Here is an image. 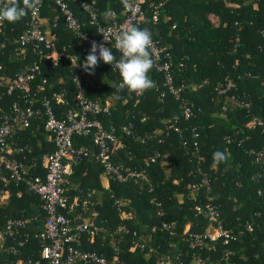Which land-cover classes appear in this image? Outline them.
<instances>
[{
    "label": "trees",
    "instance_id": "1",
    "mask_svg": "<svg viewBox=\"0 0 264 264\" xmlns=\"http://www.w3.org/2000/svg\"><path fill=\"white\" fill-rule=\"evenodd\" d=\"M86 1L94 3L99 24L108 23L110 12L120 20L118 0ZM159 1L141 0L143 19L138 27L148 28L156 45L169 55L178 98L167 93L162 75L153 68L149 75L156 87L142 95L127 89L116 93L112 84L120 83V75L103 62L88 77L91 86H86L84 95L108 106L97 120L104 128L116 127L119 148L111 161L123 173L142 172L147 179L115 183L103 176L100 183L97 177L102 170L92 156L73 163L67 180L75 189L65 194L87 198L91 205L86 208L78 203L65 215L66 220L71 226L92 221L96 230L83 233L85 242L71 246L101 253L107 261L120 264H264V176L248 154L264 143V0H166L153 21L151 8ZM68 4L83 23L82 30L95 38L86 15L74 2ZM29 13L0 27V90L28 65L39 62L29 50L24 55L17 51L16 41ZM207 15L216 21H209ZM38 16L48 25L55 22L51 33L57 49L80 55L81 44L64 28L50 0H42ZM107 47L118 59L113 46ZM42 65V72L29 85L30 94L47 99L54 116L61 119L73 107L74 71L67 62L52 67L46 60ZM22 100L17 92L4 97L1 114ZM182 103L191 111L187 120L180 115ZM43 122V118L34 120L9 138L10 147L20 149L11 158L25 169L34 164L33 172L28 169L31 175L40 174L42 155L53 151ZM128 124L131 133H120L118 128ZM90 135L74 136L73 144L91 147ZM218 150L226 152L228 159L216 166L213 153ZM202 178L208 188L194 190ZM0 188V225L7 219L26 221L2 244L0 264H35L40 245L33 234L40 231L45 218L40 202L11 183ZM18 189L20 197H16ZM89 192L99 193L100 201L94 195L86 197ZM152 199L162 207V217L155 215ZM207 203L215 207L230 239L223 244L220 239L202 238L199 245L189 247L191 237H202L214 227L196 213V208ZM121 213L128 217L121 219ZM161 222L171 225L170 233L160 228Z\"/></svg>",
    "mask_w": 264,
    "mask_h": 264
},
{
    "label": "built area",
    "instance_id": "2",
    "mask_svg": "<svg viewBox=\"0 0 264 264\" xmlns=\"http://www.w3.org/2000/svg\"><path fill=\"white\" fill-rule=\"evenodd\" d=\"M50 1L62 19L64 28L71 32L81 44L80 55L69 54L63 49H57L51 33V30L56 27L55 22L48 25L46 19L38 16L39 10L30 11L25 24L26 28L16 41L17 51L19 55H24L29 50L31 54L39 57V62L28 65L24 71L15 75L14 80L7 81L0 90V106L4 97L11 96L15 92L21 94L23 99L21 104L12 103L6 113L1 114L0 111V184L11 183L15 188L22 187L26 193L36 196L40 202V209L45 218L40 231L33 234L40 245L39 260L35 264H120L117 260L107 261L101 253L82 251L71 246L77 244L78 238L83 233L95 231L96 228L91 222L72 226L68 224L65 215L73 210L75 204L69 201L64 186L67 177L71 174V165L86 156L93 157L101 168L102 175L109 181L115 183H124L129 180L146 182L147 178L142 172L123 173L121 166L111 161L110 156L119 148L116 127L104 128L97 120V116L105 113L108 106L107 104L101 106L97 101H91L84 95L86 86H91L88 77L94 74H86L79 66L88 55L92 42L95 41L99 44L104 41L102 34L109 36L108 43H104V46L107 47L111 44L116 50L114 47L115 35L119 30L129 24L138 26L142 21L141 0H118L121 5L120 20H117V15L114 12H110L108 23L102 25L96 20L97 15L93 2L86 0ZM70 1L74 2L78 9L86 15V22L93 28L95 38L82 30L83 23L73 15L68 4ZM165 2L166 0H160L152 6L151 18L153 21L157 18L158 9ZM44 29L48 30L49 35L44 33ZM151 51L154 71L162 75V84L167 93L177 99L179 89L173 86V77L168 62L169 55L164 53L163 49L158 47L155 42ZM117 53L120 55L118 51ZM76 56L79 57V61ZM46 60L52 67L60 62H67L74 71L73 107L61 119L54 116L47 99H37L33 93L30 94L32 90L29 89V85L42 72L41 69L44 67L42 63ZM162 96L163 93L160 94V97ZM53 97L55 100L59 98L58 96ZM180 115L184 120L191 117V111L184 103L181 104ZM40 118L44 120L43 129L50 136L53 151L42 155L40 174L31 175L28 173V169L33 172L34 164L25 169L21 163L11 158L13 151L19 152L20 149L13 150L9 145V138L17 129L29 128L32 121H37ZM118 130L124 135H129L131 126L130 124L122 125ZM261 132L264 136V124L261 127ZM88 133L91 134V147L73 144L74 136H84ZM248 154L252 156L254 163L260 167L261 174L264 176V143L258 150L249 149ZM199 187L207 189L208 181L202 178L194 190ZM1 193L0 188V195ZM262 194L264 195V192ZM20 195L21 190L18 189L16 197H20ZM151 202L155 206V215L162 217L163 210L160 204L154 199ZM196 213L207 217L214 227L211 230H206L202 237H191L189 247H193L195 244L199 245L202 238L210 241L220 239L223 244L230 239L228 231L220 224L219 214L214 206L207 203L202 208H196ZM25 223L26 221L23 219H7L0 225V249L7 238L13 237L25 227ZM160 228L168 233L171 231V225L165 222L160 223Z\"/></svg>",
    "mask_w": 264,
    "mask_h": 264
},
{
    "label": "clouds",
    "instance_id": "3",
    "mask_svg": "<svg viewBox=\"0 0 264 264\" xmlns=\"http://www.w3.org/2000/svg\"><path fill=\"white\" fill-rule=\"evenodd\" d=\"M42 0H0V27L5 22L12 24L24 18L29 11H38ZM104 41L92 42L88 55L79 66L86 74H94V69L103 62L115 68L120 75V83H113L112 88L116 93L127 89L130 93L138 95L156 87L155 81L149 73L154 66L152 48L154 41L152 32L148 28L141 29L136 25L122 27L115 35V49L120 53L119 59L113 54V49L105 47L109 36L102 34ZM86 39V37H83ZM79 61V57L76 56ZM116 99H122L116 95ZM228 159L226 152L216 151L213 153V164L218 166Z\"/></svg>",
    "mask_w": 264,
    "mask_h": 264
},
{
    "label": "crops",
    "instance_id": "4",
    "mask_svg": "<svg viewBox=\"0 0 264 264\" xmlns=\"http://www.w3.org/2000/svg\"><path fill=\"white\" fill-rule=\"evenodd\" d=\"M44 33L46 34V35H49V32H48V30L47 29H44ZM166 173H167V171H166ZM97 179H98V181H100V183H102L103 182V180H104V177H103V175L102 174H99L98 175V177H97ZM64 188H65V191H68V193H69V191H71V190H74L75 189V185H73L72 183H70L69 182V180H67V182H66V184H65V186H64ZM67 193V192H66ZM69 195V194H68ZM95 196V198L98 200L97 201V203L100 201V197H99V193H93V192H89V193H86V197H91V196ZM68 197V199H69V201L71 202V203H74L75 204V206H77L78 205V203L80 204V206H82V207H85L86 206V208H87V205H91L90 203L88 204V202L86 201V199H79L78 197H76L75 195L71 198H69V196H67ZM77 199H79L80 200V202H78L77 201ZM92 217H94V212L92 211V210H90V213H89ZM119 217L121 218V219H124V218H127L128 217V215H126V214H124V213H121L120 215H119ZM91 223H92V221H90ZM87 241V240H86ZM83 243V242H85V239L82 237L81 238V236H80V238H78V241H77V244L76 245H80V243Z\"/></svg>",
    "mask_w": 264,
    "mask_h": 264
},
{
    "label": "rangeland",
    "instance_id": "5",
    "mask_svg": "<svg viewBox=\"0 0 264 264\" xmlns=\"http://www.w3.org/2000/svg\"><path fill=\"white\" fill-rule=\"evenodd\" d=\"M206 17L211 22H215L216 21V19L214 17H212L211 15H207Z\"/></svg>",
    "mask_w": 264,
    "mask_h": 264
}]
</instances>
